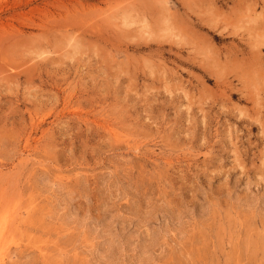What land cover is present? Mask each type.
<instances>
[{"label": "rangeland", "instance_id": "374dc122", "mask_svg": "<svg viewBox=\"0 0 264 264\" xmlns=\"http://www.w3.org/2000/svg\"><path fill=\"white\" fill-rule=\"evenodd\" d=\"M0 264H264V0H0Z\"/></svg>", "mask_w": 264, "mask_h": 264}]
</instances>
